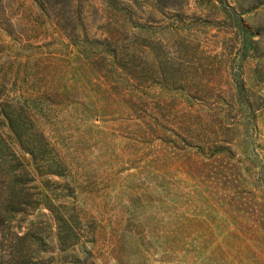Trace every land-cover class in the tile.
Listing matches in <instances>:
<instances>
[{
	"label": "rangeland",
	"instance_id": "rangeland-1",
	"mask_svg": "<svg viewBox=\"0 0 264 264\" xmlns=\"http://www.w3.org/2000/svg\"><path fill=\"white\" fill-rule=\"evenodd\" d=\"M41 1L0 0V102L62 162L50 263L264 264V0Z\"/></svg>",
	"mask_w": 264,
	"mask_h": 264
},
{
	"label": "trees",
	"instance_id": "trees-1",
	"mask_svg": "<svg viewBox=\"0 0 264 264\" xmlns=\"http://www.w3.org/2000/svg\"><path fill=\"white\" fill-rule=\"evenodd\" d=\"M33 1L45 11L41 0ZM243 41L251 43L246 34ZM116 55L110 53L112 67L119 63ZM26 111L25 107L16 109L10 103L0 102V264H52L48 241L55 238L56 247L63 251L72 247L78 236L76 216L62 211L63 206L56 204L47 192L51 177L62 175V162L49 155L52 146L43 132L36 130L38 125L28 118ZM28 183L32 188H41L31 190ZM41 208L47 214L43 215ZM29 214H34V219L27 220ZM45 215L52 221L54 232L43 218ZM61 257L57 264L74 263Z\"/></svg>",
	"mask_w": 264,
	"mask_h": 264
}]
</instances>
